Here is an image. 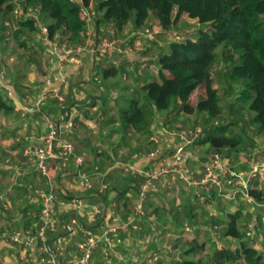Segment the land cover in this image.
I'll return each mask as SVG.
<instances>
[{"label":"trees","instance_id":"trees-1","mask_svg":"<svg viewBox=\"0 0 264 264\" xmlns=\"http://www.w3.org/2000/svg\"><path fill=\"white\" fill-rule=\"evenodd\" d=\"M18 4L25 12L34 10L38 18L15 22L14 12ZM168 7L170 12L166 13ZM185 11L206 17L210 26L205 29V34L196 36L195 42L186 41L185 38L170 42L168 50L159 56H153L150 50L143 52L152 58L149 59L148 74L143 75L144 83L140 80L143 76L139 78L136 95L129 100L128 106L119 109L121 120L115 134L143 145L142 137L148 135L157 113L166 112L165 123L168 126L186 110L196 90L208 92L213 89L215 83L212 75L217 60L215 54L205 53L198 48L197 42L203 38L208 49L224 45L222 59L227 70L223 76L227 78L225 86L228 88L225 92H237V98L230 103L229 112L238 116L239 123L216 120L220 117V109L211 111L209 124L201 125L204 132L197 145L207 146L209 151L222 154L231 164L233 155L248 153L258 146L247 134V124L243 122L246 113L253 114L251 122L257 127L254 133L258 137L264 136V0H0V41L5 44L12 41L15 48L23 50L25 54L37 56L39 54L35 53L31 44L37 42L41 25L49 29L51 39L56 37L60 45L69 47L84 44L89 26L88 14L92 16L99 36L113 38L112 32L121 34L125 28L137 34L147 28L151 30L149 27L157 20L162 25H175L179 22V15ZM7 22L18 23V28L9 33ZM0 60L4 62L2 56ZM153 67L157 71L155 75L151 74ZM237 69L247 74L240 77L235 74ZM119 72L113 64H106L101 69L103 79L116 77ZM235 83L239 84L237 88ZM4 89L0 86V113L8 114L14 111V106L11 99L6 98ZM214 106L217 107V103ZM197 110L202 112V104ZM219 121H222L221 124H217ZM150 144L144 145L149 147ZM208 162L209 157L204 165ZM136 180L137 177H128L120 189L113 186L125 208L129 205L128 192L138 189L131 186ZM256 182L260 181L252 182L249 193L255 200V206L264 205V189L253 187ZM92 191L99 195L98 191ZM193 209L191 206L183 212L176 211L178 227H183L186 220L197 226ZM129 214L130 210L122 214L123 219H127ZM248 216L241 207L228 212L223 224L225 228L215 231L222 244L209 251L206 242L199 243L196 239L183 252L177 264H264V250L257 247L255 240H252L253 235L248 236L249 225L255 224L256 232L258 223H249ZM24 219V228L30 229L35 237L42 227V221L36 214L28 216L25 213ZM65 231L68 233L69 228ZM143 231L144 227L138 232ZM56 236V233L49 234L52 241ZM52 244H49L50 248ZM46 256L42 254L41 257Z\"/></svg>","mask_w":264,"mask_h":264},{"label":"crops","instance_id":"crops-1","mask_svg":"<svg viewBox=\"0 0 264 264\" xmlns=\"http://www.w3.org/2000/svg\"><path fill=\"white\" fill-rule=\"evenodd\" d=\"M125 33L130 34L129 28H125L121 34L116 35L121 37L120 39L122 40H127L123 36ZM37 41H40L39 38H37ZM40 47L44 51V56H37L36 58L25 54V61L18 64L17 68H13L12 74L25 75L19 76L20 79L17 78V81L16 78L11 77V79H5L4 83L0 82V86L5 87V89H12L14 95L12 100L14 101L15 109L12 113H8L7 116L2 114L1 117L9 125V116L11 119H14L13 123L15 124L12 125L14 127L16 125L19 126L12 129L10 127L12 126L11 124L8 127L4 123V126L7 127L0 132V242L12 243L6 237L10 234L8 232L12 230L11 226H16L15 231L24 228L23 223L25 219H20V215L25 216V213L28 216L38 215L40 204L32 191L36 188L45 190L48 188L47 182L23 157V151L27 145L18 143L16 140L19 134L27 132V129L22 127L23 124H21L19 116L25 109L30 110L32 107V103L27 99L28 95L38 97L43 89H59L66 99L65 103L50 99L46 101L44 109L46 108V111L56 120L62 116H66L68 120H78L79 116H82L79 128L75 132H71L67 138L75 146V155L84 158L85 167L88 169L71 164L68 168L70 169L68 170L70 172L69 175H64L65 170H62L61 160L51 159L49 161V164L53 168L54 177L57 176L55 179L58 181L55 192L59 197V202L56 204L55 210L60 225L56 234L59 242L65 249V260L70 261L79 255L76 242L83 227H92L96 234L101 233V228L90 224V219L86 212H80L78 221L74 220L72 214L75 213V210L71 203L72 199L81 198L89 206H100L106 202L109 210H115L121 215L126 214L129 210L131 212L133 204L137 200V191L131 190L128 192L129 205L125 208L113 186H117L120 189L123 185L122 182L128 177H137V182H133L132 187L134 184L141 185L143 183V172L150 166L155 171H159L164 162H152L147 158H138L136 155L149 153L156 148H160L163 154H168L169 156L177 147V140L172 132L174 130L177 131V129L190 128L192 125L189 120L186 123L183 122L184 117L188 119L185 112L168 126L165 123L166 116L158 114L149 129L148 135L142 137L144 144H150L152 138H156L158 143H152L148 147L144 144L141 145L142 143H139V141L122 139L120 135L115 134L119 128L117 110L118 107H126L123 104L125 105L127 100H129L128 97L135 96V86L136 84L138 86L139 78H136L132 73L133 69H136L138 66V57L120 58L114 54L112 61H114V65H116L120 72L116 77L103 79L101 69L104 65L99 66L98 59L94 58L90 52L86 51L81 56H78L77 63L66 64V66L61 67L58 59L53 56L50 46L48 47L42 42ZM150 59L152 58L150 57ZM107 65H112V63ZM96 79L101 80V83L99 84ZM16 87L19 89H15ZM1 124L0 122V129H2ZM39 130H42V127ZM211 153L213 151H209L207 146L190 145L186 148L184 154L185 165L190 167L188 165L189 163L191 164L195 179L201 178L204 163ZM239 156L233 155V160H236ZM57 169L60 170V174L55 175ZM245 169H247L246 164L241 163L239 170ZM18 170L22 171L23 176L18 177L21 178L20 180H15L13 177ZM83 170H87V174L90 176L92 190L99 192L103 186H107V190L102 192V195H97L92 190L88 192L84 190L82 182L79 180V174ZM176 180L174 175L163 178L158 190L149 195L145 208L146 216L142 217L140 221V224L144 227V231H131L127 234H120V238L124 241L123 244L117 245L109 251V259L112 263L144 264L145 254L150 255L155 252L166 253L167 248L164 246V242L160 246L153 245L151 226H148V224L150 225V222L153 223L154 221H159V224H167L168 226L165 227L164 225V229L160 232L162 236V232L164 231L165 235L162 239L166 238L168 240L170 234L167 231L170 229L175 231L177 230L175 227H178L176 211L183 212L191 206L194 207L193 215L196 216L195 221L197 225L193 230L198 236L203 233L207 234L209 231L211 233L215 232L212 231V228L208 229L209 226L207 225H209V222L207 221L209 217L203 218L202 214L211 216L210 219L214 221L213 223L217 224L219 222H216V219H218L216 215L222 216L221 213H224L226 221V214L237 207L244 209V212L249 215L248 219H253L255 222L262 224V226L264 225L263 220L259 221L260 217H264L263 204L256 205V209L255 206L251 207L241 198H238L236 202H227V200H223L218 195L216 190H213L208 195L205 205L200 204L196 199L195 190L186 184H179L180 182H176ZM259 183L253 184V187L264 189V181ZM174 190H177L176 194L181 196V199H178L181 202L180 207L176 201L177 199L175 200L174 198L173 200ZM176 194L174 197L177 198ZM220 203L226 204V208H222ZM111 204L116 205L114 209L109 206ZM209 206L218 210L212 213L207 210ZM245 207L248 209L246 210ZM222 217L224 218V216ZM107 218L106 223H112L111 218L109 216ZM64 224L70 227L68 233H66L63 227ZM185 225H188L187 222L184 223L183 227H178V229L185 231ZM162 239L161 241H163ZM12 245L15 248V252H11V255H15L14 264H22L26 251L20 249L15 244H11V247ZM141 245L149 246V253H146L147 251L145 252ZM31 249L36 260L38 258L36 257V252L39 253L38 244ZM124 256H128L130 260L126 262V260H123ZM96 261L98 262L97 264H104L101 248L94 253L90 264H94ZM158 264L165 263L161 261Z\"/></svg>","mask_w":264,"mask_h":264},{"label":"built area","instance_id":"built-area-1","mask_svg":"<svg viewBox=\"0 0 264 264\" xmlns=\"http://www.w3.org/2000/svg\"><path fill=\"white\" fill-rule=\"evenodd\" d=\"M25 1V0H22ZM23 20H27L31 17H37V13L29 9L27 12L22 8V5L17 6L14 12V18L19 17ZM87 22L89 23L88 31L86 33V40L84 44L78 46H65L60 45L56 40V37L51 39L49 37V29L45 26H40L39 42L32 43L34 51H38L39 54H43V49L40 47L42 42L44 44L51 43V52L54 57L58 59L60 66L66 64L77 63L78 56H81L84 52H90L94 58L98 59L99 66L106 64H113V55L116 54L120 58L124 57H138L140 66L137 69V75L139 77L144 75V71L148 69L149 58L144 54H139L133 44L132 40H122L118 38L114 32H112L113 38L99 36L96 31V25L93 23L92 16L87 15ZM10 22L6 23L9 28ZM142 37H152L150 29H146L141 34ZM41 36H46L49 42H45ZM180 37V36H177ZM180 39V38H179ZM46 44V45H47ZM10 61H14L13 58ZM100 84L101 80L96 79ZM48 85V84H47ZM50 86V85H49ZM3 87V86H2ZM8 97L12 99L14 97L12 90H8ZM28 100L32 103V108L28 111L31 116L34 112L43 113L42 121L34 119L35 126L30 125L28 120L30 116L26 118L23 123V128L27 129V132L23 136H17L18 143H26L27 148L23 151L24 159L31 165V167L39 173V175L47 182L48 188L45 189H32L33 195L37 198L40 204V210L38 217L42 221V227L38 234L34 237L30 229H19L8 234V239L15 245L19 244L26 248H33L36 244L39 252L44 254H51L53 257L36 259L35 264H90L93 260L94 253L101 248L104 264H114L109 259L110 249L117 245H122L124 241L120 238V234H127L131 230L142 231L143 226L140 224L141 218L145 214V203L148 200L150 192H156L159 188V184L163 178L169 175H177L179 179L185 182L189 187L195 190L196 199L200 204H204L207 200V196L213 190H216L219 196L224 197L230 202H235L239 194H242L245 201L248 204L254 205L255 200L250 195L252 182L254 180L264 181V162L259 158V155L264 157V147L257 146L254 150H250L247 155L250 160L248 161L249 167L245 170L238 171L228 162L226 158L220 153L213 152L209 156V162L204 165V170L200 179H195L194 174L188 170L185 165V150L190 145H197V142L203 135V127L196 125L194 127L185 128L181 131H173L172 134L177 140V147L175 150L168 154H163L160 148H156L149 153L138 154V158H147L152 162H164L159 171H155L153 167H149L143 172V183L138 188L137 200L134 202L130 215L127 219H123L122 215L115 210H109L106 202L102 206H89L81 198H73L71 203L75 210L72 214L74 220L77 222L80 218V212H86L90 219V224L101 228V233L96 234L92 227H83L80 236L76 242L78 250V257L66 261L64 257V248L59 242V238H49L50 233L57 232L58 216L56 215V204L59 202V197L56 194V185L53 168L49 164L51 159H59L62 161V169L67 170L69 166L75 165L81 167L84 165V158L75 155L76 150L74 144L67 138L71 132H75L82 121V116H79L78 120H68L66 116H62L56 120L51 115L45 112L44 105L46 101L50 99L57 100L60 103H65L66 99L61 94L59 89H43L38 97L28 96ZM103 120V119H102ZM217 124H220L219 122ZM42 127V130L39 128ZM152 143H158L156 138L151 139ZM168 163V164H166ZM153 166V165H152ZM190 171V172H189ZM67 170V174L69 175ZM17 177H22V171H16ZM83 180L87 179L89 175L84 172L79 174ZM56 182V181H55ZM84 190L91 191V182H82ZM107 190V186H103L98 192L102 195V192ZM113 209L115 204L109 205ZM111 218L112 223L107 224V217ZM187 226V225H185ZM64 229L67 230L68 225L64 224ZM257 226L255 224L249 225L248 236H252L255 233ZM152 243L157 244L159 238H161V232L158 230L157 224L153 222L151 224ZM53 242L52 248L50 243ZM55 249V250H54ZM53 251L58 253L57 256L53 255ZM154 255H157L154 253ZM128 256H126V259ZM144 264H154L152 261H146Z\"/></svg>","mask_w":264,"mask_h":264},{"label":"rangeland","instance_id":"rangeland-1","mask_svg":"<svg viewBox=\"0 0 264 264\" xmlns=\"http://www.w3.org/2000/svg\"><path fill=\"white\" fill-rule=\"evenodd\" d=\"M169 12H170V9L168 7L166 9V13H169ZM175 15H176V12H175ZM22 20H23L22 16L19 17L18 19L15 18V22H20ZM209 22L210 21L204 16H199V15H196L194 13H189V12L185 11L184 13L179 15V22L175 25L174 24L171 26H169L167 24L162 25L161 22L157 20V22L155 24H153L152 27H149V28H151L152 37H149V38L148 37H142L141 35H136L137 34L136 32H130V34L125 33L123 36L127 40H132V39H133V41L135 40V42L133 44H134L136 51L139 54H143L144 51L150 50V52L152 53L153 56L154 55L159 56V54L165 53L168 50V45L170 44V42H172L174 40H178L179 38H180V40H184V38H185L186 41L190 40V42L191 41L195 42L194 39L196 38L197 35L205 34V29L210 26ZM17 25H18V23L14 24L13 22H10L8 32L10 33L13 29L18 28ZM177 36H180V37H177ZM40 38L44 39L45 42H49V40L46 36H41ZM118 38H121V37H118ZM123 40H125V39H123ZM14 45L15 44L12 41H10L9 44H7V43L5 44L4 42L0 41V56H2V58H4V62L2 60H0V82H2V83H4L5 79L8 80V79H11V77L16 78V81H17V78L20 79L19 76L25 75V74H12L13 68H17L18 64L25 61L24 51L21 49L15 48ZM50 45H51V43H48L46 46L49 47ZM197 45H198V48L202 49L205 53L215 54L214 56L216 57L217 63H216V68H214V72L212 75L215 84H214L213 89L209 90L208 92L200 91L198 89L193 93V95L191 96V99L188 103V107L186 108V110H184L188 119H186L184 117L183 122L186 123L189 120V122L191 123L192 126L193 125L205 126L206 124H209L210 112L219 108L220 109V111H219L220 117H218L216 120H222V121H226V122H234V123L238 124L239 123L238 116L236 114L234 115V114H231L229 112L230 111L229 110L230 103H232L237 98V92H233V93L225 92V90H227L228 88H227V86H225L227 78L225 76H223V74H226V70H227L226 65L223 63V59H222L223 52L225 51L224 45L222 44V45H219L216 47H211V49H208L207 48L208 46L205 45V41L203 38L197 42ZM209 50H211V51H209ZM26 53H29V52H26ZM35 53L39 54L38 51H35ZM29 56L37 58V56H44V52H43V54H41V55L39 54L37 56L35 54L31 53ZM11 58H13L14 61H10ZM148 58L150 59V56H148ZM64 66H66V65H62L61 67H64ZM139 66H140V63L138 62L137 68L133 69L132 74H134V76L136 78H140L137 75V69ZM153 68L154 69H152L151 74L155 75L157 73V71H156L155 67H153ZM145 73L148 74V69L144 71V74ZM235 74H238V76L243 77V74H247V72L237 69L235 71ZM143 78H144V76L140 80L144 83ZM9 83H11V82H9ZM13 84L15 85V83H13ZM136 86H137V84H136ZM136 86H135V91L137 90ZM234 86H235V88H237L239 86V84L235 83ZM2 88H5V87H2ZM10 90H12V89H10ZM5 93H6V98H9L8 97L9 92L6 90ZM135 95H136V92H135ZM28 96H32V95H28ZM132 97L133 96H130V97H128V99L131 100ZM129 100H127V102L125 103V105L123 104V106H128ZM11 101L13 102V106H14V101L12 99H11ZM215 103H217V107L214 106ZM199 104H202V112H199L197 110ZM119 109L120 108L118 107V110H117L118 111L117 116H119L118 121L121 120V117L119 115ZM28 111L29 110L25 109L20 114L19 117L21 120V124H23L24 121L26 120V118H28L29 116L31 118L28 120V123H31L30 125L33 124V126H35L34 119H39L40 121H42V114L43 113L34 112L31 116V114ZM45 111H46V108H45ZM2 114L6 115V116L8 115L6 113H0V122L2 123L1 124L2 129H0V132L5 127H7V126H4V123H6V124L8 123V122L4 121L3 117H1ZM158 114H161V115L163 114L164 116H167L166 112L157 113V115ZM252 117H253V114L250 112V113H246L245 118L243 119L244 120L243 122L244 123L246 122V124H247V128H246L247 134L249 135V137L254 139L256 145H258L260 147H262V146L264 147V136L258 137L256 135V133H254V132H256L257 127L251 122ZM8 121H9V125L7 124L8 127L10 126V124L11 125L15 124V123H13L14 119H11L9 116H8ZM11 121H12V123H10ZM222 121H219L220 124ZM241 125H243V123H241ZM10 127L13 129V128H18L19 126L16 125L14 127V125H12ZM24 134L25 133L19 134V136L20 135L23 136ZM195 152H197V151H195ZM259 158L262 159L261 161L264 162V157L262 155H259ZM249 160H250V158L247 155V153H242V154H240L239 157L236 158V160H233L234 163H231V165L236 170L240 171L239 166H241V163H245L246 168L249 167V164H248ZM188 166H190V167H188L189 168L188 170H190L192 172L191 164L189 163ZM83 167L85 169H87L85 167V164L83 165ZM62 170H64V169H62ZM67 170H70V169H67ZM67 170H65L64 175L67 174ZM87 170L86 171L83 170L82 172L88 173ZM59 171L60 170L57 169V173L55 175L60 174ZM169 176H171V175H169ZM169 176H167V177H169ZM174 177L177 179L176 182H180L179 184H181V183L186 184L185 182L181 181L177 175H174ZM13 178L15 180L21 179V178H18L17 175H14ZM55 178H57V176ZM79 180H80V182H88V183L91 182L90 176L85 180H83L82 177L79 176ZM55 181L53 183L55 185H57L58 181L56 179H55ZM14 182H16V181H14ZM174 186H176V185H174ZM176 191L174 193V196L176 194ZM86 192H88V191L86 190ZM152 193H154V192H150L149 195ZM176 195H177V198L173 196V200H174V198H175V200L177 199L176 201L178 203V206L180 207L181 202L178 199H181V196L178 194H176ZM238 197L241 199H244L242 194H239ZM222 199L227 200L224 197H222ZM227 202H228V200H227ZM146 204L147 203H145V207H146ZM204 205H205V203H204ZM220 205L222 206V208H224V209L226 208V204L220 203ZM248 205H250V204H248ZM100 206H102V205H100ZM250 206L253 207L255 205H250ZM245 208H246V210L248 209L247 207H245ZM255 208L257 209V206H255ZM231 209H232V207H231ZM207 210H209L210 212L213 213V212H216V210H218V209L209 206L207 208ZM221 214H222V216H224V218L221 215H218V216L216 215V218H218V219H216V222H219L217 224L213 223L214 221L210 219L211 216L202 214L203 218L206 216H207V218L209 217V219L207 221V222H209L208 223L209 225H207V226H209L208 227L209 230L212 228L213 229L212 231H216L218 229L220 231V230L225 228V226H224L225 225L224 224L225 223V214L224 213H221ZM19 217H20V219H24L23 215H20ZM261 220L264 221V217H260L259 221H261ZM253 221H254L253 219H250V218L248 219L249 223H252ZM17 222L20 223L19 221H17ZM154 222L157 224L158 230L162 231V229H164V225H165L164 223L159 224V221H154ZM186 222L188 225L184 226L185 231L179 230L178 227H175L177 229L175 231H173L172 229L168 230L167 232L170 234V237L168 240H166V238L164 240L162 239V238H164V235H165V233L163 231L161 238H159V242L157 244L153 243L154 246H160V244L162 242H164V244H165L164 246L167 248V250H166L167 254L165 252H162V254L159 252H155L157 255H154V253H152L150 255L145 254L146 261L148 262L150 260L154 264H158V262H161V261L164 262L165 264H177L179 259L182 258L183 252L186 249H188V246L196 239L199 241V243L206 242V244H208L209 251H213L214 249H216L218 246H220L222 244V242H220L221 241L220 236L218 235L217 232L211 233L209 231L207 234L203 233L202 235L198 236L196 234V232H194V230H193V228L195 226L192 225L191 222H189V221H186ZM249 223H248V225H249ZM59 225H60V223H58V226H57L58 229H59ZM216 225H218V228L216 227ZM167 226L168 225L166 224L165 227H167ZM2 227H4V226H2ZM11 228H12V230L11 229L10 230L13 232V231H15L14 229H16V226H11ZM11 231L8 233H11ZM134 231H136V230H134ZM6 237H8V236H6ZM178 238H181V239H178ZM161 239L163 241H161ZM178 240H180V241H178ZM252 240H255V242L257 243V247L259 249L264 250V225L262 226V224L258 223V230L255 232V234H253ZM11 244H13V243H11ZM11 244L0 242V264H10L11 261H12L11 264H14L15 255L14 254H13L14 256L11 255V252H15V248L13 245H12V247H13L12 248ZM17 246L20 249H23L24 251H26V256H25V259L23 260L22 264H35V258L32 254V252H33L32 249L26 248V247L19 245V244H17ZM142 249L145 252L147 251L146 253H149L148 252L149 246L144 245V246H142ZM36 254H37L36 257H38L40 259L42 254L40 252L39 253L36 252ZM53 255L57 256L58 253L53 251ZM50 256L53 257L51 254L48 253L46 256L47 258L46 257L45 258L48 259ZM123 260H126V262H128L130 259H129V257L126 259V257L124 256ZM97 263L98 262L96 261V263H94V264H97ZM131 264H133V263H131Z\"/></svg>","mask_w":264,"mask_h":264}]
</instances>
